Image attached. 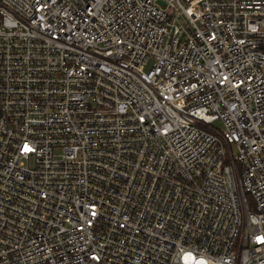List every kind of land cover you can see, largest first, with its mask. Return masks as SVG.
I'll return each instance as SVG.
<instances>
[{
    "label": "built area",
    "instance_id": "1",
    "mask_svg": "<svg viewBox=\"0 0 264 264\" xmlns=\"http://www.w3.org/2000/svg\"><path fill=\"white\" fill-rule=\"evenodd\" d=\"M0 264H264V0H0Z\"/></svg>",
    "mask_w": 264,
    "mask_h": 264
},
{
    "label": "rangeland",
    "instance_id": "2",
    "mask_svg": "<svg viewBox=\"0 0 264 264\" xmlns=\"http://www.w3.org/2000/svg\"><path fill=\"white\" fill-rule=\"evenodd\" d=\"M147 70H148V67H146L145 71H147ZM217 126H219V123H217Z\"/></svg>",
    "mask_w": 264,
    "mask_h": 264
}]
</instances>
